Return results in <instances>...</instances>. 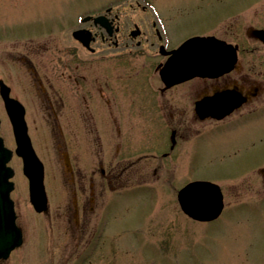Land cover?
I'll list each match as a JSON object with an SVG mask.
<instances>
[{"label": "rangeland", "instance_id": "374dc122", "mask_svg": "<svg viewBox=\"0 0 264 264\" xmlns=\"http://www.w3.org/2000/svg\"><path fill=\"white\" fill-rule=\"evenodd\" d=\"M107 1L0 0V80L26 108L29 135L45 165L49 199V212L37 213L29 198L23 161L13 154L9 163L15 172L11 178L14 183L11 197L24 243L0 264H264V203L254 206L251 217L245 212L244 216H237L238 209H229L217 220L206 223L188 218L180 208L177 194L188 183L230 176L223 165L231 162V158L223 157L220 145H215L209 137L193 140L176 150V167H172V158L163 159L160 154L169 145L167 127L156 124L148 127L141 152L131 155L136 158L145 154L139 162L145 171L126 173L125 182L113 186L101 180L99 174L94 177L93 185L89 171L84 172L87 177L80 181L84 174L74 171L76 145L68 134L75 128L74 123H65L67 129L64 127L70 155H64L58 136L54 138L56 143L51 138L47 109L37 100L31 69L42 75L48 66L52 68L48 61L57 55L55 47L65 40L64 32L81 25L79 19L85 11ZM150 1L160 8L169 29H177L178 35L196 28L188 0ZM226 3L233 5V10L238 7L236 0ZM263 5L264 0L244 5L240 16ZM219 10L217 5L216 11ZM130 15L137 17L135 12ZM235 18L238 17L227 16L226 24ZM231 37L229 33L226 36ZM49 46L50 50L36 54L35 49ZM0 119V136L15 151L13 127L1 95ZM125 131L133 130L128 124ZM255 131L264 133V124ZM238 132L253 131L243 127ZM92 144L91 137L83 133L77 138L85 166L93 160ZM103 144L107 146L105 138ZM259 144L258 153L264 149V142ZM136 147L134 141L127 144L128 152ZM160 164L162 168L155 172Z\"/></svg>", "mask_w": 264, "mask_h": 264}, {"label": "flooded vegetation", "instance_id": "af4514ba", "mask_svg": "<svg viewBox=\"0 0 264 264\" xmlns=\"http://www.w3.org/2000/svg\"><path fill=\"white\" fill-rule=\"evenodd\" d=\"M254 1L236 0L238 7L233 10L226 0H188L196 28L183 36L169 29L160 8L150 0H144L146 5L141 0H109L85 11L81 25L66 30L65 40L56 44L57 55L48 61L52 68L48 66L42 75L31 69L37 100L47 109L50 136L54 143L58 136L65 156L71 154L65 123L75 124L68 133L76 145L74 171L91 172L93 185L97 174L110 186L125 182L126 173L145 171L139 163L145 154L131 155L141 152L147 128L165 125L169 145L160 154L163 159L172 158V167L178 158L175 151L193 140L209 137L220 145L222 156L231 158L223 165L230 176L205 179L222 193L224 207L219 217L229 209H238L237 216L245 212L251 217L254 206L264 203V149L257 152L264 133L255 131L264 124V5L244 17L240 14L244 5ZM227 16L238 18L227 25ZM78 30L90 39L89 46L76 40ZM228 33L231 38H226ZM195 37H213L234 48L214 53L215 67L202 68L187 79L180 81L178 74L165 73L174 51ZM47 50L50 46L35 49L36 54ZM233 57V63H226ZM189 58L192 65L207 67L202 51H192ZM128 124L132 132L125 131ZM243 127L253 132L240 134L238 129ZM82 133L93 142L88 166L81 162L77 145ZM131 141L137 147L128 152ZM159 168L162 164L155 172ZM86 177L80 176V181Z\"/></svg>", "mask_w": 264, "mask_h": 264}, {"label": "water", "instance_id": "95a60500", "mask_svg": "<svg viewBox=\"0 0 264 264\" xmlns=\"http://www.w3.org/2000/svg\"><path fill=\"white\" fill-rule=\"evenodd\" d=\"M74 37L86 46L90 43V39L84 35L82 30L74 32ZM218 42L213 37H195L187 40L174 51V55L167 63L164 72L174 73L176 76L178 74L181 81L194 73H198L202 68L215 67L214 53H219L223 48H227V52L234 48L230 44L224 42H219V44ZM199 50L204 53L205 62L208 63L207 67L190 63V53L192 51L198 53ZM232 52L235 53L233 49ZM226 60L228 64L233 63L235 57ZM222 63L223 68L225 67L223 59ZM0 94L13 127L17 145L16 154L22 158L23 171L29 180L30 201L38 213H47L49 201L44 184V165L33 148L25 119V108L17 99L11 97V89L3 80H0ZM12 157L13 151L5 146L4 139L0 136V261L7 260L12 251L22 246L24 242L23 231L17 225L15 204L11 198L14 183L10 179L15 172L13 168L8 166V163ZM178 202L187 216L200 222L217 219L224 207L219 186L208 181H195L186 185L178 192Z\"/></svg>", "mask_w": 264, "mask_h": 264}]
</instances>
